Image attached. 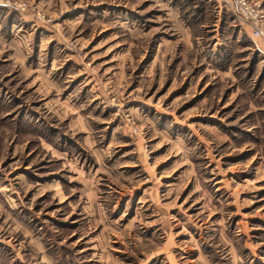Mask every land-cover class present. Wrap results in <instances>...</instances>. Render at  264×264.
Instances as JSON below:
<instances>
[{"label": "rangeland", "instance_id": "obj_1", "mask_svg": "<svg viewBox=\"0 0 264 264\" xmlns=\"http://www.w3.org/2000/svg\"><path fill=\"white\" fill-rule=\"evenodd\" d=\"M8 2L0 264H264V53L238 18Z\"/></svg>", "mask_w": 264, "mask_h": 264}, {"label": "built area", "instance_id": "obj_2", "mask_svg": "<svg viewBox=\"0 0 264 264\" xmlns=\"http://www.w3.org/2000/svg\"><path fill=\"white\" fill-rule=\"evenodd\" d=\"M223 7L245 26L252 40L264 47V10L253 0H220ZM8 5V0H0ZM20 7V6H19Z\"/></svg>", "mask_w": 264, "mask_h": 264}, {"label": "crops", "instance_id": "obj_3", "mask_svg": "<svg viewBox=\"0 0 264 264\" xmlns=\"http://www.w3.org/2000/svg\"><path fill=\"white\" fill-rule=\"evenodd\" d=\"M248 35H249V33H248ZM249 38L252 41V43L255 44L257 47H259L260 50L264 53L263 44L260 41H258V40L257 41L252 40L251 37H250V35H249Z\"/></svg>", "mask_w": 264, "mask_h": 264}]
</instances>
